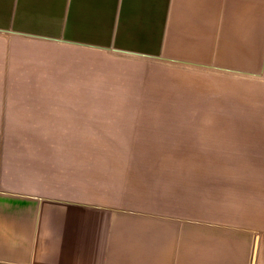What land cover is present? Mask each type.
<instances>
[{"label":"crops","instance_id":"crops-1","mask_svg":"<svg viewBox=\"0 0 264 264\" xmlns=\"http://www.w3.org/2000/svg\"><path fill=\"white\" fill-rule=\"evenodd\" d=\"M260 4L0 0V264H264V159L168 154L87 195L86 135L129 134V110L102 116L87 103L103 99L79 89L81 55L211 61L231 22L256 19ZM202 164L230 167L201 187L177 168ZM97 171L89 181L101 182Z\"/></svg>","mask_w":264,"mask_h":264},{"label":"rangeland","instance_id":"rangeland-1","mask_svg":"<svg viewBox=\"0 0 264 264\" xmlns=\"http://www.w3.org/2000/svg\"><path fill=\"white\" fill-rule=\"evenodd\" d=\"M258 13L256 19L248 13L236 24L231 22L230 35L226 38L224 33L214 59L197 65L129 53L119 54L124 56L120 60L81 55L86 58L79 77L83 82L80 92L103 99L87 105L93 108L95 104L102 116L129 110V134L113 135L102 127L96 134L86 135L87 195L95 190L106 195L115 192L119 182L111 180L117 175L156 168L148 164L151 158L168 154L197 162L264 159V73L260 70L264 0ZM77 74L72 75L77 78ZM153 112L166 116L133 117ZM128 139L129 148L123 143ZM93 167L101 182L89 181ZM229 167L202 164L177 168L179 173L199 175L200 186L211 185L207 183L211 175ZM168 169L165 167V173Z\"/></svg>","mask_w":264,"mask_h":264}]
</instances>
